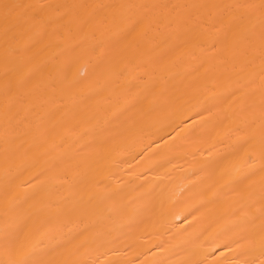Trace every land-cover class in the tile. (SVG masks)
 <instances>
[{
    "label": "bare ground",
    "instance_id": "6f19581e",
    "mask_svg": "<svg viewBox=\"0 0 264 264\" xmlns=\"http://www.w3.org/2000/svg\"><path fill=\"white\" fill-rule=\"evenodd\" d=\"M0 264H264V0H0Z\"/></svg>",
    "mask_w": 264,
    "mask_h": 264
}]
</instances>
